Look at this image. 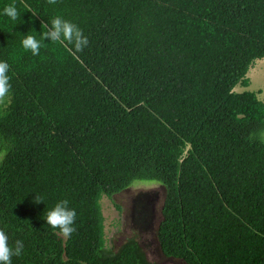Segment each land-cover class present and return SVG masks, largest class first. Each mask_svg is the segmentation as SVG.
I'll return each instance as SVG.
<instances>
[{
    "label": "trees",
    "instance_id": "trees-1",
    "mask_svg": "<svg viewBox=\"0 0 264 264\" xmlns=\"http://www.w3.org/2000/svg\"><path fill=\"white\" fill-rule=\"evenodd\" d=\"M56 16L89 45L26 52ZM262 58L264 0H0V229L24 244L12 264H152L135 239L111 252L104 232L102 198L140 181L165 188V257L264 264V101L234 91ZM64 199L69 239L45 220Z\"/></svg>",
    "mask_w": 264,
    "mask_h": 264
},
{
    "label": "rangeland",
    "instance_id": "rangeland-1",
    "mask_svg": "<svg viewBox=\"0 0 264 264\" xmlns=\"http://www.w3.org/2000/svg\"><path fill=\"white\" fill-rule=\"evenodd\" d=\"M246 76L250 85H236L234 91H253L264 101V58L255 60ZM262 138L264 140V132ZM164 198V186L153 181L135 182L111 198L103 197L101 207L107 248L116 252L127 240L135 239L152 264H186L161 253L157 231Z\"/></svg>",
    "mask_w": 264,
    "mask_h": 264
},
{
    "label": "clouds",
    "instance_id": "clouds-1",
    "mask_svg": "<svg viewBox=\"0 0 264 264\" xmlns=\"http://www.w3.org/2000/svg\"><path fill=\"white\" fill-rule=\"evenodd\" d=\"M49 5H56L58 0H46ZM3 15H6L11 20L15 21L19 18L20 13L13 2L12 4L5 5ZM35 16V14L33 13ZM51 27L48 23L42 24L43 33L40 39L31 34L25 35L22 40V47L26 52H31L33 56L40 54L42 41L50 38L52 43H59L61 45H71L75 51L83 52L84 48L89 45V39L84 35L83 30L75 23L65 20L60 16L54 17L50 21ZM10 65L6 61H0V104L10 100L11 84L8 75ZM33 203H44L43 198L36 194ZM76 210L69 207L67 199L61 200L56 203L55 207L48 211L46 214L47 225L52 229H58L55 234L69 239L72 234L76 232ZM24 244L21 240H16L15 245H9V237L6 232L0 229V264H12L13 256H21L23 253Z\"/></svg>",
    "mask_w": 264,
    "mask_h": 264
}]
</instances>
